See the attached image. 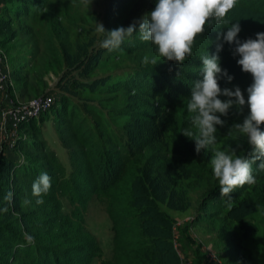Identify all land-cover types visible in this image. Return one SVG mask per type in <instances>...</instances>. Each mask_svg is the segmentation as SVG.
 <instances>
[{
	"label": "trees",
	"instance_id": "16d2710c",
	"mask_svg": "<svg viewBox=\"0 0 264 264\" xmlns=\"http://www.w3.org/2000/svg\"><path fill=\"white\" fill-rule=\"evenodd\" d=\"M11 1L6 0L5 9ZM39 1L43 0H37L36 4H40ZM70 1L76 2V0ZM156 2L157 0H152L154 5ZM241 10L264 15V0H238L235 10L230 15L233 17L236 11ZM63 11L66 18L73 23L77 20H74L75 14L68 15L65 9ZM147 13L149 12H141L136 21L142 20ZM50 16L55 26L47 28L52 36L48 39L53 42L55 31L60 33L58 28L56 29L57 17ZM221 31L226 33L227 27L214 26L208 28L203 36H198L193 47V56L183 65L175 61H163L158 57V61H162L154 66L151 63L145 65L142 56L156 46L140 39L139 24H137L135 38L127 41L126 47L130 52L137 53V57H140L138 60L141 59L140 63L130 68L132 72H128L127 79L116 83L117 90L125 87L128 97L130 94L134 97L135 105L130 98L127 101L130 104L129 112L135 121L130 123L129 128L126 127V132L114 130V140L110 138L104 140L100 137L96 124L88 122L85 118H74L71 125L72 132L65 138L74 145L76 167L70 174L68 182L61 180L64 175L63 165L58 162L53 152L44 154L37 162L18 165L5 154L3 147L0 150V184L4 178L6 181L8 179L3 173H9L11 170L21 177L20 180L14 181L16 185L21 186V189L15 190L17 196L15 204H21V192L22 198L28 196V201L37 200L32 192L33 183L41 173L47 172L51 177L52 192L60 190L82 203L96 196L106 203L112 221L113 242L112 256L103 259L102 264H181L179 253L183 254V252L173 242L175 212L184 213L188 210L194 212L192 223L194 225L203 217L213 218L220 215L246 189L264 183V169L259 167L264 161L254 160L253 147L247 142V138L233 127L235 123H242L249 114L250 109L247 105L244 106L242 113L234 105L229 110L228 116H221L225 124L217 125L216 142L221 133H227L228 136L224 139L225 149L227 151L234 149L237 155L254 161L252 170L256 183L237 188L230 197L220 195L219 180L214 176L210 162L213 155L211 149L208 151L202 149L197 153L195 140L182 132L185 129L195 131L191 122L194 114L187 111V103L193 85L203 78L202 60L199 57L202 54H216V44L223 42L222 39L217 40ZM258 32H264V26L254 23L249 26L244 36L249 35L250 38L255 39ZM0 33H2L1 27ZM93 41L95 38L79 44L77 52L73 55L65 51L71 64H75L82 57L88 61L90 58L91 61L94 60L93 57L88 56V53H91L89 46ZM219 55L221 66L224 68L228 60L232 59H229L231 53L227 55L226 50L223 49ZM153 57L151 55L149 60ZM90 69L91 67H86L85 72H89ZM104 81L107 83L109 79L106 78ZM219 83L222 89L235 90V87L239 86L247 100V88L251 85L247 78L234 77L227 84L221 79ZM33 88L24 79L20 95L30 97L33 95ZM60 97L55 100V104ZM220 98L229 99L223 95ZM61 100H64V95ZM170 112H174L175 117H172ZM30 123L31 121L24 122L21 127ZM261 130L264 131V125H261ZM22 147L24 145L20 142L19 149ZM202 155L208 156L210 160ZM18 181L20 183H17ZM200 184H203L204 188L195 195L194 188ZM2 200L7 199L0 192V201ZM59 212L60 207L54 208L53 213L56 218L45 220L42 223L43 228L60 226V218H63L62 221L65 222L68 231L60 234L59 242L52 241L48 244L37 242L25 246L24 256L31 258V264H93L95 258L102 255L96 238L85 231L81 222L74 218L81 217L78 211L73 217L61 215L60 218L57 217ZM31 214L36 215V210L24 212L23 220L27 221V217ZM247 215H250V212H247ZM18 223H20L18 218L11 212L0 216V243L7 241L0 246L2 248L0 259L20 255V249L15 248L16 243H22V239L18 237L20 230ZM25 227L33 233L31 224L27 223ZM232 240L235 253L243 256L241 241L236 231L232 233ZM33 250L36 252L33 253ZM183 255L191 261V264H208L206 255L200 252L196 253L193 260L190 256Z\"/></svg>",
	"mask_w": 264,
	"mask_h": 264
},
{
	"label": "rangeland",
	"instance_id": "374dc122",
	"mask_svg": "<svg viewBox=\"0 0 264 264\" xmlns=\"http://www.w3.org/2000/svg\"><path fill=\"white\" fill-rule=\"evenodd\" d=\"M28 1L12 0L8 2L7 9L6 0L0 5L2 28L0 48L12 75L9 94L14 101L21 103L48 93H52L55 99L61 97L51 110L28 120L31 121L30 124L20 127L15 146L10 145L11 149L5 154L18 165H22L25 162H37L44 154L53 152L58 162L63 165L64 175L61 180L68 182L70 174L76 167L74 145L65 138L72 132L74 118H85L88 122L96 124L99 135L104 140L109 138L114 140V130L126 132V127L129 128L130 123L135 121L129 112L130 104L127 101L130 98L134 102V97L132 94L128 97L125 87L116 89V83L127 79L128 72H132L130 68L140 63L141 59L138 60L140 57H137V53L130 52L126 47L127 41L135 38V33L127 37L119 49L109 51L100 46L104 37L96 33L97 23L101 22L109 31L120 26L128 27L136 21L141 12H150L156 5L152 0H88L87 5L85 0H76L75 3L70 0H43L39 1L40 4H36L37 0ZM63 9L69 13L68 15L75 14L74 20H77L73 23L66 18ZM50 15L57 17L56 29L58 28L60 33L55 31L53 42L48 39L52 36L47 28L55 26ZM233 18H240L241 31L238 36L241 41L250 38L249 35L244 36L250 25L255 23L264 26V15L260 13L241 10L236 11ZM93 38L95 41L90 43L91 53H88V56L94 60L91 61L90 58L88 61L82 57L75 64H71L68 54H75L79 44ZM234 47V44L223 42V49L227 55L231 53L229 59L232 58L228 60L224 69H227L229 75L247 78L252 84L251 74L244 72L237 63L240 57L233 55ZM66 50L69 51L67 55ZM151 55L159 57L157 48L149 50L142 57L149 58ZM87 65L91 67L89 72H85ZM106 78L109 79L107 83L104 81ZM24 79L34 87L33 95L27 98L20 95ZM222 81L228 83L226 78ZM63 95L64 100H61ZM135 104L136 101L133 105ZM6 107L7 105L4 109ZM170 114L175 117L174 112ZM227 136V133H221L218 141L208 150L211 149V153L213 149L226 150L224 139ZM8 142L11 143L9 140L1 141L0 135V150L4 147L3 150L6 151ZM20 142L24 145L22 149H19ZM3 174L8 179L7 181L3 179L0 192L5 197L11 192L12 200L0 201V216L11 212L18 218L20 222L18 237L22 239V243L15 244V248L20 249V255L2 257L0 264H31V258L24 256V247L37 242L42 244L59 242L60 234L68 231L65 222L62 221L64 219L59 216L73 217L76 211L81 217L74 218L81 222L85 231L96 238L102 250V255L95 258L93 264H102L103 259L112 256V221L103 199L93 196L86 203H82L60 190L55 192L50 190L42 197L44 201L42 204H38L35 199L23 204L28 196L22 198V192L21 204H15L17 201L15 190L21 189V186L16 185L14 181L20 180L21 177H18L14 170ZM203 188V184L194 188L195 195ZM57 207H60L57 216L61 220L60 226L43 228L42 223L45 220L56 218L53 210ZM29 210H36V215L31 214L27 221L23 220L22 214ZM247 212H250V215L246 216ZM174 215L176 216L174 245L192 260L196 253L200 252L206 255L208 264H264V183L246 189L220 215L213 218L203 217L194 225L192 224L194 212L188 210L184 213L175 212ZM242 216L245 218L242 219ZM14 222L16 224V221ZM27 223L31 224L33 233L25 227ZM234 231L241 241L243 256L235 253L233 249ZM29 236L33 238L31 243L28 242ZM6 243L7 241H4L0 246ZM34 252L36 251L33 250Z\"/></svg>",
	"mask_w": 264,
	"mask_h": 264
},
{
	"label": "clouds",
	"instance_id": "9594fccd",
	"mask_svg": "<svg viewBox=\"0 0 264 264\" xmlns=\"http://www.w3.org/2000/svg\"><path fill=\"white\" fill-rule=\"evenodd\" d=\"M88 0H85L87 5ZM238 0H157L153 10L140 21H134L128 27L120 26L111 31L106 30L101 22L97 23L96 33L103 36L100 46L109 51L119 49L127 37H130L139 24L140 39L151 42L157 48L158 56L163 61H175L183 65L193 56V47L198 36H203L208 28L224 25L226 33L221 31L217 40L234 44L233 55L240 58L237 63L246 73H250L252 84L247 88V100L239 86L235 90L221 88L219 81L226 78L230 83L234 77L222 68L219 52L223 50V42L216 44V54H202V76L192 87L191 97L187 103V111L192 115L191 122L195 131L185 129L183 134L195 140V150L202 149L216 143L217 125L223 126L225 120L221 116H228L229 110L235 105L242 113L244 106L250 109L242 123H235L233 127L239 134L247 138L253 147L254 160L264 161V32H258L256 38L241 41L238 34L241 31L240 18H233L230 14L235 10ZM153 57H145V65H156L162 61ZM229 99L222 100L220 96ZM211 165L214 176L219 180L220 195L230 194L245 185H254L256 177L253 174L252 163L245 156L237 155L235 150L226 151L213 149ZM259 167L264 169V162ZM51 177L47 172L41 173L32 186L33 195L39 197L38 204L44 201L42 197L49 193ZM6 199L11 202L12 193ZM23 204L29 203L25 200ZM28 242H33L28 237Z\"/></svg>",
	"mask_w": 264,
	"mask_h": 264
},
{
	"label": "built area",
	"instance_id": "2783aa9c",
	"mask_svg": "<svg viewBox=\"0 0 264 264\" xmlns=\"http://www.w3.org/2000/svg\"><path fill=\"white\" fill-rule=\"evenodd\" d=\"M3 0H0V5ZM12 80L11 70L6 63V57L0 48V131L7 132L11 138V146H15L18 130L24 122L39 117L42 113L52 109L55 103V96L52 93L36 97L27 102H16L9 94ZM7 107L4 109V106ZM181 264H191V261L181 253Z\"/></svg>",
	"mask_w": 264,
	"mask_h": 264
},
{
	"label": "crops",
	"instance_id": "0c3cea01",
	"mask_svg": "<svg viewBox=\"0 0 264 264\" xmlns=\"http://www.w3.org/2000/svg\"><path fill=\"white\" fill-rule=\"evenodd\" d=\"M1 113H2V109H0V114H1ZM0 135H1V141H2V140H9V141H11L10 135L7 134V132L5 133V132H1V131H0ZM10 149H11V148H10V143L8 142L7 150L5 151V153H8Z\"/></svg>",
	"mask_w": 264,
	"mask_h": 264
}]
</instances>
